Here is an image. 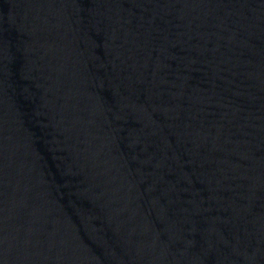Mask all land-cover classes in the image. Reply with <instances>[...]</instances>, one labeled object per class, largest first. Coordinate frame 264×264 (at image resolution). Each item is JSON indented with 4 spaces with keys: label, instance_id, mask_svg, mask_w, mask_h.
<instances>
[{
    "label": "water",
    "instance_id": "95a60500",
    "mask_svg": "<svg viewBox=\"0 0 264 264\" xmlns=\"http://www.w3.org/2000/svg\"><path fill=\"white\" fill-rule=\"evenodd\" d=\"M0 264H264V0H0Z\"/></svg>",
    "mask_w": 264,
    "mask_h": 264
}]
</instances>
